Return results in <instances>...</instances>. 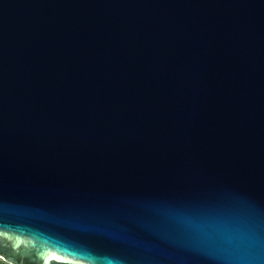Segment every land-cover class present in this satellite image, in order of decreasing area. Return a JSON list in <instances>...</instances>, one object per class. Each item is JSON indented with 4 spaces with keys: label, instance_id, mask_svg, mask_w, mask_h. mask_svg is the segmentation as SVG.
Listing matches in <instances>:
<instances>
[{
    "label": "water",
    "instance_id": "95a60500",
    "mask_svg": "<svg viewBox=\"0 0 264 264\" xmlns=\"http://www.w3.org/2000/svg\"><path fill=\"white\" fill-rule=\"evenodd\" d=\"M0 257L264 264V0H0Z\"/></svg>",
    "mask_w": 264,
    "mask_h": 264
},
{
    "label": "trees",
    "instance_id": "16d2710c",
    "mask_svg": "<svg viewBox=\"0 0 264 264\" xmlns=\"http://www.w3.org/2000/svg\"><path fill=\"white\" fill-rule=\"evenodd\" d=\"M0 264H5L3 259H0Z\"/></svg>",
    "mask_w": 264,
    "mask_h": 264
},
{
    "label": "rangeland",
    "instance_id": "374dc122",
    "mask_svg": "<svg viewBox=\"0 0 264 264\" xmlns=\"http://www.w3.org/2000/svg\"><path fill=\"white\" fill-rule=\"evenodd\" d=\"M0 259H1V257H0ZM4 263H5V264H11V263L7 262L6 260H4Z\"/></svg>",
    "mask_w": 264,
    "mask_h": 264
}]
</instances>
